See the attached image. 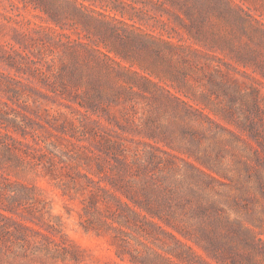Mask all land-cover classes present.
<instances>
[{
	"label": "trees",
	"instance_id": "trees-1",
	"mask_svg": "<svg viewBox=\"0 0 264 264\" xmlns=\"http://www.w3.org/2000/svg\"><path fill=\"white\" fill-rule=\"evenodd\" d=\"M29 2L46 6L41 10L58 27L51 29H59L63 55L60 69L39 77L0 73V250L40 264L84 262L51 223L61 217L41 198L39 175L61 196L79 198V225L103 238L123 264H264V207L255 216L239 207L251 184V161L264 155V128L255 120L261 80L204 45L179 44L175 26L160 19L180 38H150L173 63L164 75L138 64L141 72L117 49L103 51L65 32L54 3ZM76 4L85 8L78 0L62 7L75 14ZM195 5L163 0L159 10L200 44ZM232 73L252 84L243 90ZM35 98L51 100L73 118L61 113L55 124L31 117L26 103ZM206 131L225 135L241 151L238 165L202 147L197 135Z\"/></svg>",
	"mask_w": 264,
	"mask_h": 264
},
{
	"label": "rangeland",
	"instance_id": "rangeland-1",
	"mask_svg": "<svg viewBox=\"0 0 264 264\" xmlns=\"http://www.w3.org/2000/svg\"><path fill=\"white\" fill-rule=\"evenodd\" d=\"M29 1L0 0V73L21 80H25L28 73L37 74L39 77L51 70L60 69L59 60L63 55L60 36L57 33L59 29L57 32L51 29L58 27L49 21L46 13L41 10V7L46 6L41 4L36 8ZM35 1L40 5L38 0ZM78 1L83 3L85 8L76 4L79 11L72 14L69 7H62H65L68 0H49L60 10L59 15L63 19L61 22L65 23L67 29L65 32L74 38L79 35L85 41H92L103 51H106L105 46L117 49L134 61L133 68L137 70L139 64L149 70L157 69L164 75L162 71L168 63H173L172 60L169 61L168 50L158 51V42L154 44L150 38V35L163 38L173 35L169 34V29L162 28L160 19L171 21V25L175 26L182 37L179 44L204 45L199 47L214 52L260 79L263 85L257 87L259 96L256 102L260 111L256 118L254 113L251 117L255 118L259 130L264 128V0H231L232 3L227 0H187L189 5L196 4L194 16L199 13L201 17L200 44L193 42V38L172 16L160 12L163 0ZM182 1L184 0H177V3ZM166 6L168 7V4ZM172 10L177 11L176 8ZM179 14L183 15L181 12ZM179 38L173 35L171 39L177 41ZM211 45L215 46L211 48ZM123 63L129 65L126 61ZM139 71L142 72L140 69ZM143 73L146 71L143 70ZM108 77L115 80L111 75ZM231 78L235 79L243 90L252 84L251 79L239 73H232ZM222 104H226V101ZM234 106L237 107L235 104ZM26 108L31 117L44 118L55 124L62 122L61 113L73 118L64 107L43 98L29 99ZM111 111L114 112L113 108ZM205 126L209 127V124L206 123ZM37 133L41 137L47 136L44 130L38 129ZM262 134L264 135V131ZM197 136L203 148H208L210 152L219 150L223 153L226 163L238 165L241 151L228 145L225 135L217 137L211 131H206ZM253 144L257 146L255 142ZM260 155L262 158L255 157L251 161L253 170L248 176V179H251L248 183L251 184L246 188L247 197L239 203L240 211L250 209L252 216L258 215L264 207V155L262 152ZM238 180L244 181V178ZM35 183L44 188L41 198L48 203L51 214L61 217L60 222L51 223H57L66 241L81 251L84 258L81 264H106L110 260L123 264L114 256L112 248L103 238L83 231L79 225V198L69 200L61 196L59 190L39 175ZM44 217L46 218V215ZM0 264L40 263L30 261L26 255H15L1 249Z\"/></svg>",
	"mask_w": 264,
	"mask_h": 264
}]
</instances>
